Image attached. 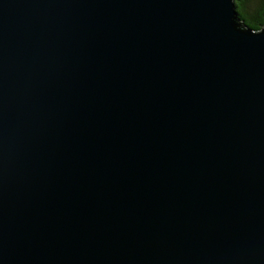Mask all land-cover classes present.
I'll return each mask as SVG.
<instances>
[{"label": "water", "instance_id": "1", "mask_svg": "<svg viewBox=\"0 0 264 264\" xmlns=\"http://www.w3.org/2000/svg\"><path fill=\"white\" fill-rule=\"evenodd\" d=\"M0 264H264V26L0 0Z\"/></svg>", "mask_w": 264, "mask_h": 264}, {"label": "trees", "instance_id": "2", "mask_svg": "<svg viewBox=\"0 0 264 264\" xmlns=\"http://www.w3.org/2000/svg\"><path fill=\"white\" fill-rule=\"evenodd\" d=\"M238 18L254 31L264 26V0H234Z\"/></svg>", "mask_w": 264, "mask_h": 264}]
</instances>
